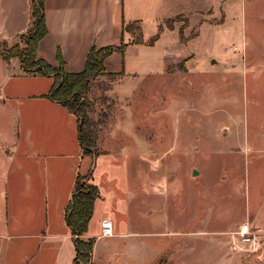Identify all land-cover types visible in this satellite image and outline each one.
Wrapping results in <instances>:
<instances>
[{
	"label": "rangeland",
	"instance_id": "374dc122",
	"mask_svg": "<svg viewBox=\"0 0 264 264\" xmlns=\"http://www.w3.org/2000/svg\"><path fill=\"white\" fill-rule=\"evenodd\" d=\"M8 1L0 0V28L22 11V0H12L7 13ZM195 6L207 8L201 15ZM176 7L190 9L191 22L164 21L176 25L160 35L155 53L166 56L165 70L139 67L128 83L104 73L92 80L96 151H115L82 155L88 166L79 173L110 174L124 195L127 185L146 231L145 264L155 248L163 253L150 264H264V0H179ZM22 34L0 38V48L22 47ZM18 71L0 56L1 230L18 189L7 179L24 158H11L25 133L18 104L46 78ZM245 221L252 253L236 258V234L228 232Z\"/></svg>",
	"mask_w": 264,
	"mask_h": 264
},
{
	"label": "crops",
	"instance_id": "0c3cea01",
	"mask_svg": "<svg viewBox=\"0 0 264 264\" xmlns=\"http://www.w3.org/2000/svg\"><path fill=\"white\" fill-rule=\"evenodd\" d=\"M44 1L48 33L39 41L37 55L57 66V51L60 48L65 69L71 72L85 67L87 54L93 44L101 47L120 43L124 22L139 20L145 39L155 34L160 25V35L167 30H175L176 25L170 26L164 21L176 16L187 17L191 22L186 15L190 9L176 7L179 0ZM22 2V11L11 13L7 27L1 25L0 38L13 42L18 34L30 27L32 0ZM13 6L14 2L9 0L5 5L7 13L13 11ZM206 8L195 6L192 10L202 15ZM200 18L203 22V16ZM129 36L130 33L124 31V37ZM159 41L160 38L153 44L132 42L126 46L124 53L113 51L105 59L107 70L119 72L126 83L138 74L139 67L147 71L165 70L166 56L155 54ZM3 59L8 65L17 63L18 75H40L46 78L42 89L27 91L25 94L31 98L21 100L18 104L20 126L25 133L15 139L16 148L11 151V158L15 152L23 154L24 158L23 161L17 160L12 175L7 179L11 187L18 189L7 201V229H0V264H73L76 247L71 240H74V236L65 217V208L72 197L79 172L88 166L82 156L85 154L77 114L47 95L53 83L51 75L26 73L17 58ZM21 143H24L23 146ZM114 151L104 150L97 154ZM108 176L110 174H100L94 170L91 177L100 192L84 234L85 237H95L92 260L94 264H145L148 245L138 211L139 203L135 205V200L129 198L125 183L122 184L124 195L117 181L107 179ZM103 218L112 219L113 234H101ZM237 230L228 232L229 235L236 234L232 238L238 247L230 245L232 254L236 258L239 254L242 256L244 251L250 255L252 252L249 251L248 243L240 238ZM160 250L155 248L148 264L161 256L163 250ZM255 251H259L256 244Z\"/></svg>",
	"mask_w": 264,
	"mask_h": 264
},
{
	"label": "trees",
	"instance_id": "16d2710c",
	"mask_svg": "<svg viewBox=\"0 0 264 264\" xmlns=\"http://www.w3.org/2000/svg\"><path fill=\"white\" fill-rule=\"evenodd\" d=\"M161 30L162 25L155 34L145 39L139 20L124 22L123 38L120 43L101 47L93 44L87 54L85 67L80 71L71 72L65 69V59L60 48L57 51L59 60L57 66L37 55L39 41L48 33V26L45 18V1L32 0L31 25L22 34L24 45L22 47L8 46L5 42L2 49L0 48V54L6 59L17 56L26 73H41L53 77V83L47 95L77 114L83 153L96 156L95 121L90 114V101L87 98L92 80L101 73L120 75L119 72L107 70L106 57L116 50L124 53L126 46L132 42L153 44L160 37ZM124 31L130 33L128 38L124 37ZM180 35L184 37L181 30ZM91 177L92 169L86 174H78L72 197L65 208V217L73 233L76 247L73 264H90L92 260L95 237H85L84 234L88 229L95 200L100 192L98 185L91 181Z\"/></svg>",
	"mask_w": 264,
	"mask_h": 264
},
{
	"label": "built area",
	"instance_id": "2783aa9c",
	"mask_svg": "<svg viewBox=\"0 0 264 264\" xmlns=\"http://www.w3.org/2000/svg\"><path fill=\"white\" fill-rule=\"evenodd\" d=\"M102 230H101V234L102 235H111L113 234L114 230H113V221L110 218H103L102 222ZM237 233L239 234L240 238L245 241V242H251L252 241V230L250 228V224L248 221L243 222L238 230Z\"/></svg>",
	"mask_w": 264,
	"mask_h": 264
}]
</instances>
